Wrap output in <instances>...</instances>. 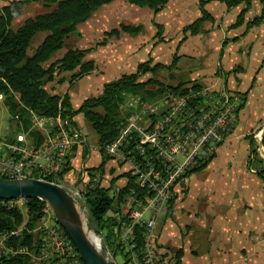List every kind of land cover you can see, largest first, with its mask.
<instances>
[{
  "label": "built area",
  "instance_id": "1",
  "mask_svg": "<svg viewBox=\"0 0 264 264\" xmlns=\"http://www.w3.org/2000/svg\"><path fill=\"white\" fill-rule=\"evenodd\" d=\"M122 95L117 135L109 142L98 144L96 151L101 161L125 167L124 183L116 186L114 181L116 187H111L113 177L101 169V162L93 168L95 173L89 172L92 167H86V161L79 156L88 147L86 135L72 125L70 118L40 116L32 110L28 111L31 120L28 130L0 139V177L47 180L63 186L82 202L83 189L64 182L70 171L64 169L73 165L76 155L79 163L76 180L83 188L97 184L110 188L117 200L119 189L132 178L133 185L126 188L120 211L115 214L116 242L124 244V251H130L128 264H175L174 254H162L159 250L155 233L158 219L179 195L186 173L209 162L231 133L240 97L225 87L168 89L153 99H143L138 93ZM33 131L41 134V140L31 134ZM86 157L89 158V151ZM106 181L109 184L102 183ZM21 201L24 199L8 200L7 205L20 206ZM22 225L24 221L16 228L0 232V250L15 252L8 241L21 234ZM35 229L42 234L41 260L50 264H79L74 244L59 224L48 225L41 219ZM100 236L103 238V232Z\"/></svg>",
  "mask_w": 264,
  "mask_h": 264
},
{
  "label": "trees",
  "instance_id": "2",
  "mask_svg": "<svg viewBox=\"0 0 264 264\" xmlns=\"http://www.w3.org/2000/svg\"><path fill=\"white\" fill-rule=\"evenodd\" d=\"M33 1L41 2L48 11L28 16L20 23L15 24V21L21 16L23 8ZM111 1L113 0H9L0 7V94H2V102L10 112L11 118L20 127L19 130L30 128L29 110L40 116H52L60 119L68 117L73 126V117L82 113L89 121L92 130L97 134L98 144L102 145L115 138L121 125L118 106L123 99L122 93H138L143 99H153L168 89L184 91L201 89L200 85L195 82L166 85L154 77L160 68L172 69L175 66L178 58L175 54L171 64L168 65L152 63L151 58L140 62L134 72L124 73L117 79L104 83L99 95L87 97L78 108L72 107L68 90L63 93H52L47 90L45 86L47 82L54 81L60 74L71 73L68 78L69 86H71L77 80L95 71V61L93 59L84 60V57L95 48L105 45L109 38H119L122 33L137 35L143 30L141 24L120 23L117 27L104 31L102 38L93 46L86 49L67 48L60 57L52 59L55 53L65 46V41L71 34L79 33L77 28L79 24L88 20L99 7ZM127 1L137 6H146L154 12L159 11L168 2V0ZM217 1L224 3L227 8L242 4L241 11L230 25L231 28L238 27L244 22V15L252 0ZM206 2L208 0L199 1L201 14L184 26L183 33L196 34L203 22L214 20L213 16L204 8ZM259 2L261 10L246 23V28L264 20V0H259ZM154 25L157 28L155 38L162 41V26L157 23ZM39 35H42L41 39L37 44H33L32 42ZM147 73L151 75L145 80H140L139 77ZM65 80L66 77L61 76L58 82L63 83ZM246 94L247 92L241 94L242 103L239 109L243 107ZM31 134L41 140V134L38 131H33ZM247 137L250 142L247 166L255 169L256 174L263 178L264 159H257V162L262 164L261 167L254 164L251 157H258L256 144L250 135ZM207 163L187 172L185 176L188 177L193 172L203 169ZM103 164L104 161H101L99 166L101 167ZM71 167L69 164L64 172H67ZM125 175L127 176V173ZM131 185H133L132 178L128 180L127 186L119 189L117 200L110 188L101 187L98 184L95 187L86 185L82 191L89 220L96 229L103 232L104 244L108 246L114 256L119 253L123 255L124 262L121 264H128L130 251H124V244L116 242L115 227L118 224L115 214L120 211L126 188ZM23 199L26 223L21 234L17 237H10L8 241V245L15 252L2 256L0 264H32L34 254L39 251V232L33 231V229L40 223L47 206L44 201L38 198ZM7 203L8 200L0 199V232L16 228L24 220L22 207L18 205L8 207ZM170 211L171 207L164 213V219L171 214ZM64 233L66 234L65 231ZM140 235L138 231V236ZM174 253L179 262L183 250L178 248ZM76 257L79 264H83L78 254ZM43 263L48 264L45 261Z\"/></svg>",
  "mask_w": 264,
  "mask_h": 264
},
{
  "label": "crops",
  "instance_id": "3",
  "mask_svg": "<svg viewBox=\"0 0 264 264\" xmlns=\"http://www.w3.org/2000/svg\"><path fill=\"white\" fill-rule=\"evenodd\" d=\"M199 1L200 0H168L159 11L154 12L146 6H137L129 3L127 0H118L114 8L100 12L98 20L101 22H108L111 19H117L116 26L114 27H117L120 23L134 25L141 24L143 30L137 35L122 33L119 38H109L105 45L99 46L101 48L100 52L104 55L101 57L90 56V58H88L95 61L98 71H94L84 76L92 77L86 80L85 89L82 90L81 86L79 91L75 93V85L78 81L84 79V77H82L68 88L65 87V90H68L72 107L73 94L75 93L76 96H79L78 105L73 107L78 108L82 101L87 97L99 95L102 91L103 84L108 82L100 80L98 75L101 76L107 74L108 78H112L109 80L111 81L117 79L124 73L134 72L140 62L146 61L149 58L152 59V63L158 62L166 65L171 64L173 56L176 54L178 58L173 68H176L178 75H184L187 73V80L199 84L201 88L219 90L225 87L232 93L239 94L240 98L242 97L241 94L247 92L243 107L238 109L233 130L227 135L224 142L218 147L215 156L204 168L210 163H213L218 157L225 159L237 158V151L240 150V148H243V152L240 151V154L245 156V165L247 166L250 152V142L247 136L250 135L258 147L259 142L262 141V147H264V93L262 96L257 95L256 93V89L259 85L261 87L264 86V20L259 24L246 28V23L253 18V14H259L261 4L257 3L258 7L256 11L251 12L248 10L245 13L244 22L240 26L230 28V25L235 21L237 15L241 11L242 4L227 8L222 2L208 0V2L205 3L204 8L213 16L214 20L203 22L200 26L199 32L196 34H190L189 32L183 33L184 26L200 16L201 11L199 8ZM188 3L191 4L190 7L188 6ZM103 6L104 5L101 7ZM157 15H159L158 19H156ZM154 23L162 26V41H158V39L155 38L157 28ZM146 24L148 29H150V32L153 33L152 36L150 35L145 38L143 35L146 29ZM104 31H106V29L102 32ZM250 39L251 41L249 45L248 42ZM192 40L196 41L193 50H185L189 53H178L181 46L188 45V42ZM253 42H256L254 55H252ZM162 44L171 45L168 54H166L167 56L171 55V61H167L168 63L165 61L166 58L162 59V50H154L157 46L159 49V46ZM173 47L174 52L171 53ZM105 48L106 51L103 50ZM137 52L141 53L140 57L146 55V58H141L142 61L132 58V55L135 56ZM60 56H56L55 58ZM135 58L137 57L135 56ZM203 58L206 59V64L202 62ZM207 58L209 63H207ZM161 59L164 61L162 62ZM186 59H193L194 61L191 60V63H188ZM84 90H86V93H82ZM92 91H96L98 94L90 96L86 95ZM224 155H226V157H223ZM76 158L78 159L77 155L75 159ZM247 168L250 172L256 173L255 169L249 168L248 166ZM189 177L190 175L186 177L185 182L181 183V190L177 199L174 200L175 204L173 203L172 208L175 209L176 204H180L183 207L186 206L190 208V210H194L196 214V212H198V209H196V206L198 205L197 201H199V206L201 203L204 204L200 208L204 211L209 204L213 202V199L206 200V198L194 197L191 195L189 197L190 199L188 198L185 202V199L189 194ZM176 215V219H180V215ZM163 216L164 214L162 215V219ZM169 218L170 217L167 216L162 225L157 223L155 229L159 250L162 254L171 252L175 257L174 251L181 248L183 250L182 257L179 262L175 257V264H187V252L189 251L194 254L198 253L195 248L196 241L188 239V237L193 236L192 233L195 231L196 225L195 227L189 228V231L185 235H181L179 233V226L182 225L178 226L175 224L174 226V222ZM198 218L201 217L193 216V218H191V216H189V218L186 217L185 220L187 219L186 222L192 221L196 224ZM209 221L211 223L210 219ZM166 223L170 224L167 225L165 231L164 238L166 240H162L161 234ZM210 223L208 228L211 230ZM203 226V228L207 227L205 222L203 223ZM176 235H180L181 242L172 245L169 243V237ZM183 236H187L185 242H183ZM256 242L257 241L247 244L242 242L235 246L224 244L222 245L223 250L219 256H222V260L225 264H246L247 262L250 264H257L259 248L256 245ZM194 250L196 252H194ZM209 264H216V262H210Z\"/></svg>",
  "mask_w": 264,
  "mask_h": 264
},
{
  "label": "rangeland",
  "instance_id": "4",
  "mask_svg": "<svg viewBox=\"0 0 264 264\" xmlns=\"http://www.w3.org/2000/svg\"><path fill=\"white\" fill-rule=\"evenodd\" d=\"M9 0H0V7L7 3ZM118 1V0H117ZM113 1L109 4L104 5L103 7H100L95 13L92 14L91 18L80 25H78V34H71L65 41V46L60 49L57 53H55L54 57L60 56L65 49L72 48V47H79V48H87L89 46H93L94 43L97 40H100L102 38V31L104 29L109 30L110 28L116 26L117 19H111L108 22H101L98 20V16L100 12L104 10L112 9L116 6V2ZM260 4L259 0H252L249 6V11L254 12L256 11L258 4ZM129 4V3H128ZM188 6L190 7L191 4L188 3ZM48 9L42 5L41 2H30L28 3L22 10L21 16L15 21V24L20 23L24 18L28 16H33L38 13L46 12ZM256 16L253 14V17ZM159 15L156 16V19H158ZM151 33V34H150ZM153 32H150V29H148V26L146 24V29L144 31V37L152 36ZM42 35L37 36L33 44H37L39 40L41 39ZM249 40V45H250ZM196 43L195 40L189 41L188 45L181 46L178 53L186 52L185 50H193L194 44ZM198 43V42H197ZM252 46V55H254L255 49H256V42H253ZM238 46V45H237ZM171 48L170 44H162L161 46H158L154 49L155 51L162 50L163 51V58H166L167 61H171V55L167 56L169 49ZM101 48L97 47L94 51L90 52L89 54H86L84 57V60L90 58V56H97L101 57L102 54L100 52ZM106 51V48L103 49ZM174 52V47L171 53ZM189 53V52H186ZM140 52H137L135 56L132 55V58L137 59L138 61H142L141 58H146L145 56H141ZM211 55V53H210ZM52 58V59H53ZM185 58V57H184ZM161 61L163 62L164 60ZM188 63H191L190 61L193 59H186ZM194 61V60H193ZM192 61V62H193ZM206 59L203 58L202 62L204 64ZM168 63V62H167ZM207 63H209V60L207 58ZM189 66V65H187ZM95 71H98L97 66ZM94 72V71H93ZM71 73H65L60 74L56 76V79L53 82H47L46 88L52 93H63L65 90V87H69L68 78ZM151 74L147 73L145 75H141L139 78L140 80H145L148 78ZM187 73L186 74H179L176 72V68L173 69H165L160 68L154 77L159 79L161 82H163L166 85H176L179 82H188L187 80ZM61 76H65L66 80L63 83L58 82V79ZM94 76V75H92ZM107 74L104 75H98V78L103 81H109L112 78H108ZM88 78L92 77H84L81 81H78L75 85V93L79 91V88L82 86V90L85 89V83ZM259 85V84H257ZM74 93V90H73ZM73 94L72 101H73V107L78 105L79 96H76V94ZM86 93V90L84 92ZM257 95L262 96L264 93V86L261 87L260 85L256 89ZM98 94L96 91H92L90 93H87V96L90 95H96ZM236 94V93H235ZM239 97L240 95L237 94ZM2 98L0 99V139H6L7 137H10L12 134H14L16 131L20 129V127L16 124V121L11 118L10 112L8 111L7 107L3 104ZM241 101V98H240ZM119 111V106H118ZM74 120V127H76L80 132L86 135V140L88 147L85 148L81 153H79V156L82 157L81 159L86 161L85 166L86 167H92V169H89L90 173H95V166H98V164L101 162L99 156H97L96 148L98 146V137L97 134L92 130L89 121L84 117L82 113H78L73 117ZM29 129V128H28ZM32 131V130H31ZM257 148V156H252L251 159L254 161V164L261 167L262 164H259L257 162V159H264V152L263 148H260L256 146ZM89 151V158L86 157V152ZM227 151V150H226ZM240 151L243 152V148H240V150L237 151V158H221L218 157L213 163H210L206 168L201 169L199 171L193 172L190 177L188 178V186H189V194L185 199V202L188 200V198L192 196H197L200 198H206V200L213 199V202L209 204V206L202 211L201 206L204 204L201 203L199 206H196V209H198V212L194 210H190L188 207H183L180 204H176L175 209H173V203L170 205L171 211L169 215V219H172L173 225H182L179 226V233L181 235H185L189 228L195 227V231H193L191 237H188L189 240L196 241L195 248L197 249L198 253H190L187 252L186 260H188L187 264H209L210 262H216V264H225L222 260V256H219L221 254L223 247L222 245H237L239 243H252L254 241L256 242V245L259 248V257H257V264H264V177L262 178L260 175L256 174L255 172H250V170L245 165V156L240 154ZM223 157H226L224 155ZM80 159V161H81ZM78 159L76 158L73 165H71V169L68 172V178L66 177L67 183H71L73 186H78L80 189H83V184L80 183L78 180H76V176L78 174L79 169V163ZM106 174L110 173L111 176L114 178H111L110 185L111 187H116L121 185L126 180L125 175V167L121 164L114 163L111 161L104 162L102 168ZM100 169V171H102ZM103 173V171H102ZM115 180V185H114ZM103 184H109V181H106ZM101 183V184H102ZM178 195L175 197L177 199ZM175 199V200H176ZM190 199V198H189ZM203 202V200H202ZM20 207H22V212L24 214V222L26 223V209L23 207L24 201L19 202ZM185 204V203H184ZM18 205V204H17ZM207 205V204H206ZM169 207V208H170ZM200 210V211H199ZM81 217L84 220L85 227H89V236L92 238L94 243L96 244L95 239H97V243L99 242V239L101 240L100 235L97 237L95 236L93 230L96 229L95 225L91 223L89 220L88 210L87 209H81ZM176 212V213H175ZM178 212V213H177ZM180 215V219H176L177 215ZM195 214V215H194ZM163 215V214H162ZM162 215H160V218L158 219V224L162 225L165 221V219H162ZM191 218L194 217H201L197 219V223L195 224L192 221H187L185 218ZM212 218V219H211ZM44 221L48 225H52L53 223H56L55 218L53 216V213L49 207L45 209L44 216L42 217ZM211 220V223L209 221ZM171 221V220H170ZM207 225V227L203 228V223ZM209 223L211 226V230L208 228ZM170 223H166L162 234L161 239L166 240L164 238L165 231L167 228V225ZM39 223L37 224V226ZM36 226V227H37ZM24 227V225H22ZM35 227V228H36ZM33 229V231H38V236L41 238L42 234L39 230ZM194 229V228H193ZM210 230V231H209ZM180 235L171 236L169 237V243L177 244L181 242V239L179 237ZM229 236V237H228ZM183 242L187 240V236H183ZM186 245V244H185ZM40 246V243L39 245ZM127 249V246H126ZM9 250L6 248H2L0 250V257L5 256L9 254ZM194 252H196L194 250ZM40 254V247L38 253L34 254V261L32 264H45L43 263V260L39 258ZM115 261L117 264H121L124 262V257L121 253L117 254L115 256ZM50 264V263H48ZM250 264V263H246Z\"/></svg>",
  "mask_w": 264,
  "mask_h": 264
},
{
  "label": "water",
  "instance_id": "5",
  "mask_svg": "<svg viewBox=\"0 0 264 264\" xmlns=\"http://www.w3.org/2000/svg\"><path fill=\"white\" fill-rule=\"evenodd\" d=\"M262 147V141L259 142ZM264 152V149H263ZM38 198L45 202L72 243L83 264H117L108 253L103 238L89 236V227H85L81 209H86L84 202L75 198L72 192L63 186L39 178H3L0 177V199ZM95 236L101 234L93 230Z\"/></svg>",
  "mask_w": 264,
  "mask_h": 264
}]
</instances>
